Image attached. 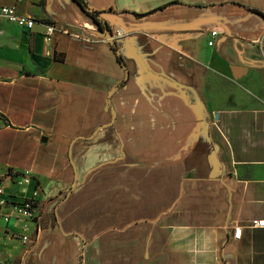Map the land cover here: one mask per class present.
Instances as JSON below:
<instances>
[{
  "label": "crops",
  "instance_id": "crops-1",
  "mask_svg": "<svg viewBox=\"0 0 264 264\" xmlns=\"http://www.w3.org/2000/svg\"><path fill=\"white\" fill-rule=\"evenodd\" d=\"M84 1L122 64L72 0H0L36 22H0V264H264V0Z\"/></svg>",
  "mask_w": 264,
  "mask_h": 264
},
{
  "label": "built area",
  "instance_id": "built-area-1",
  "mask_svg": "<svg viewBox=\"0 0 264 264\" xmlns=\"http://www.w3.org/2000/svg\"><path fill=\"white\" fill-rule=\"evenodd\" d=\"M7 22L21 30L30 31L36 22L24 15H19L15 12L14 7L10 6H0V22ZM44 28L43 37L46 40H50L51 36L56 32V28L51 24H43ZM218 34L216 30H210L209 36L210 40L207 41V45L211 46L212 39ZM0 122L1 127H6V122L3 120L0 114ZM8 177L9 182L12 183L15 187H17L18 191H21L25 186L28 185L30 181H32L31 176L27 172H23L21 174H14L13 172L3 173L0 169V196L4 193L3 191V182L4 179ZM36 192V188L33 189L32 196L29 198H24L20 202H11L8 201V206L11 208V213L15 217H19L25 220L33 221L37 217V208H36V200L34 198ZM252 228L264 229V219L252 220L249 224ZM241 227L236 226L232 228V239H239ZM23 243H28V239L26 237H21Z\"/></svg>",
  "mask_w": 264,
  "mask_h": 264
},
{
  "label": "rangeland",
  "instance_id": "rangeland-1",
  "mask_svg": "<svg viewBox=\"0 0 264 264\" xmlns=\"http://www.w3.org/2000/svg\"><path fill=\"white\" fill-rule=\"evenodd\" d=\"M196 75L204 88L202 93L203 100L212 109L227 108L226 99L236 94L235 90L231 88V83L227 81H216L202 70L196 69Z\"/></svg>",
  "mask_w": 264,
  "mask_h": 264
},
{
  "label": "trees",
  "instance_id": "trees-1",
  "mask_svg": "<svg viewBox=\"0 0 264 264\" xmlns=\"http://www.w3.org/2000/svg\"><path fill=\"white\" fill-rule=\"evenodd\" d=\"M78 7L79 9L87 16L91 19V21L93 22V24L96 27V30L98 33L106 36L109 39V43H110V48L114 54V57L116 59V61L120 64H122V60L120 58L119 55V51L117 49V47L115 46L113 40H112V32L111 29L109 28V26L107 25V23L99 16V13L90 9L88 7V5L86 4V2L84 0H72ZM251 11H253L255 14H257L258 16H260L263 20H264V13L256 10V9H251ZM125 79H123L122 81H120L116 87L121 86L124 83Z\"/></svg>",
  "mask_w": 264,
  "mask_h": 264
}]
</instances>
